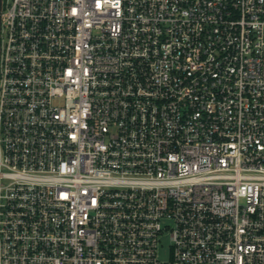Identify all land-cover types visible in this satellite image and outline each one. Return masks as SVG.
<instances>
[{
  "label": "built area",
  "instance_id": "1",
  "mask_svg": "<svg viewBox=\"0 0 264 264\" xmlns=\"http://www.w3.org/2000/svg\"><path fill=\"white\" fill-rule=\"evenodd\" d=\"M0 264H264V0H3Z\"/></svg>",
  "mask_w": 264,
  "mask_h": 264
},
{
  "label": "water",
  "instance_id": "2",
  "mask_svg": "<svg viewBox=\"0 0 264 264\" xmlns=\"http://www.w3.org/2000/svg\"><path fill=\"white\" fill-rule=\"evenodd\" d=\"M2 8H3V0H0V49H1V15H2Z\"/></svg>",
  "mask_w": 264,
  "mask_h": 264
},
{
  "label": "rangeland",
  "instance_id": "3",
  "mask_svg": "<svg viewBox=\"0 0 264 264\" xmlns=\"http://www.w3.org/2000/svg\"><path fill=\"white\" fill-rule=\"evenodd\" d=\"M166 245H168V241H167Z\"/></svg>",
  "mask_w": 264,
  "mask_h": 264
}]
</instances>
